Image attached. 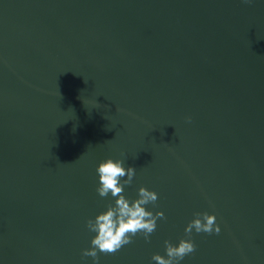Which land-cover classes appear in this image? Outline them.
Wrapping results in <instances>:
<instances>
[{
  "label": "water",
  "instance_id": "water-1",
  "mask_svg": "<svg viewBox=\"0 0 264 264\" xmlns=\"http://www.w3.org/2000/svg\"><path fill=\"white\" fill-rule=\"evenodd\" d=\"M109 158L166 219L99 264L167 258L198 212L221 231L180 264H264V0H0V264H93Z\"/></svg>",
  "mask_w": 264,
  "mask_h": 264
},
{
  "label": "clouds",
  "instance_id": "clouds-1",
  "mask_svg": "<svg viewBox=\"0 0 264 264\" xmlns=\"http://www.w3.org/2000/svg\"><path fill=\"white\" fill-rule=\"evenodd\" d=\"M245 4H251L253 0H242ZM86 82V81H85ZM191 122V118H187ZM124 160L109 158L102 161L96 172L99 176V184L96 189L101 198L108 197L109 193L115 198L114 205L109 204L107 210L94 220L89 219L86 227L90 232L96 233L91 240V248L83 251L84 257H92L93 264H99V253L115 254L125 245L133 243V237L142 234L146 242H150V235L157 228V220H164L166 217L162 212L155 215L146 210V205H155L158 196L155 192L141 187L138 191V198L129 200L124 195V187L130 185L135 176V168L123 166ZM127 179H123L124 177ZM123 179V183L121 180ZM193 219L185 228V235L188 239H181L178 246L165 241L166 257L159 254L153 255L155 264H180L185 256L196 251V246L191 239L193 230L196 233L219 234L221 229L216 224V217L205 213H195Z\"/></svg>",
  "mask_w": 264,
  "mask_h": 264
}]
</instances>
